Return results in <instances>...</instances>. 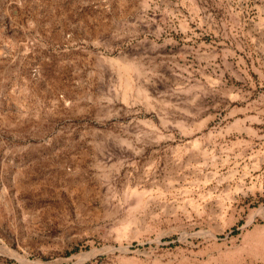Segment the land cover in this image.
<instances>
[{
    "label": "rangeland",
    "instance_id": "1",
    "mask_svg": "<svg viewBox=\"0 0 264 264\" xmlns=\"http://www.w3.org/2000/svg\"><path fill=\"white\" fill-rule=\"evenodd\" d=\"M0 264H264V0H0Z\"/></svg>",
    "mask_w": 264,
    "mask_h": 264
}]
</instances>
